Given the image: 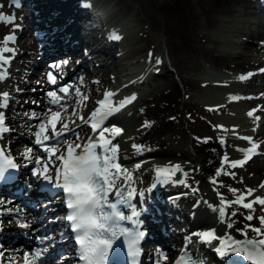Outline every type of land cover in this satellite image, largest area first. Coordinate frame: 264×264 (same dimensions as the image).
Wrapping results in <instances>:
<instances>
[{
  "label": "bare ground",
  "instance_id": "obj_1",
  "mask_svg": "<svg viewBox=\"0 0 264 264\" xmlns=\"http://www.w3.org/2000/svg\"><path fill=\"white\" fill-rule=\"evenodd\" d=\"M24 1L29 11L27 14L29 18L28 25L24 24L18 27L16 25L12 26L9 22L0 21L7 27L18 29L19 35L29 27L36 34L35 37H30L31 39L26 36L28 40H24V38L16 39L15 45L19 58L14 57L15 55L11 57L19 62L22 69H14L15 67L12 65V68L4 69L3 73H1L5 74L9 71L6 73L5 78L1 80L2 83H0V93H9L8 106L6 108L0 107V112L4 114L5 118L4 126L8 129L19 128V130L24 131L23 138H21L22 142H26V139L29 138L30 140L31 136H34L35 131L38 130L35 125H32L33 120L23 122L22 119H19L20 114L21 116L27 115L24 109L19 110L17 107L18 105L22 106V97L19 93L21 88H23L22 90H30L32 88L37 90L40 85L48 81L42 78H35V71L29 67L27 68L26 65L41 66L42 68V61L45 57L69 50L71 53L80 55V60L75 59L74 57L76 56L71 59L74 67L69 68V74L76 73L75 68L82 67V65L85 66V70L82 68L83 72L78 73L79 75L82 74V77L77 83H80V85L88 83L85 90H83L85 91L84 93L89 94V99L84 100L81 106H77L73 113L70 112L71 110H67L66 112H70L69 116H67L68 113L62 115L63 109L60 107L52 108L51 110L61 111L63 121L68 123L69 126L75 125L79 130V139H77L76 134L66 136L65 134L69 133V131L63 134L65 135L63 139L72 143H80L81 145L89 141L97 142L99 139L98 133L91 132L90 128L87 130L85 121L80 120L79 117L91 115L92 111L100 107L97 104L98 101L92 104L89 103L90 100H94L93 92L99 91V96L109 92L105 83L100 88L95 81L97 78L102 77L101 75L105 69H96L91 73L88 59L91 58L95 51H105L108 56L101 57L99 63L105 65L108 63L111 50L107 49V45H104L101 41V35L105 34L107 29L110 32L109 28H111V25L107 29L106 27L103 28L100 35L99 33L89 34V32H92V28L96 29L98 26H90L89 29L82 33L86 23L85 19L90 13L85 3L80 2L83 0ZM97 1L102 4L104 0ZM143 1L146 2V0ZM224 1H220L222 3L220 7H209L206 1H203L200 10H192L191 8L185 10L187 15V19L184 20L185 23L182 24L178 21L181 29L176 28L174 31L175 33L176 31L181 32L180 37L183 38L182 41L176 44L179 54H175L173 44H166L164 51L159 54L157 59L160 63L155 62L151 68L149 67L147 72L138 74L136 79H134L135 82L144 84L140 86L145 93L140 101L135 104H133V100L131 103H125L123 108L111 116L113 118L112 121L115 122L102 125L105 127L116 126L123 129L122 134L113 140V146H119L116 153L117 162L132 173L131 180L124 182L122 185L128 187L127 193L129 191L133 192L130 197L132 206L128 208V211H132L135 208L136 212L139 213L136 216L140 221L139 227L147 231L146 245H144V263L152 259L150 264H167L168 261H171L177 255L182 244H192L195 248L197 259L201 264H232V262L253 264L242 253L243 251L237 253L232 251L233 244L230 242L229 237L232 240H236L239 233H247L245 234L246 236L259 239L260 237H257L249 226H264H261L258 219L255 218L253 221H247L245 216L253 214L254 217H258L264 213L260 211L259 206H255L254 211L249 213L247 209H242L239 205L226 206L221 201L222 199L226 201L235 200L236 196L247 188H253L256 195H264V190L259 188V184L264 182V73L259 72V69L264 68V0H229L225 4ZM119 2L122 7H137L129 0H119ZM140 9L138 8L136 11L137 22L140 25L142 24L140 33L148 36L144 47L153 51L158 46L157 40L150 33H147L143 23L149 20L152 24L157 25V15L154 9H147L148 11L143 9L141 11ZM163 14V29L166 31L177 19L172 12H164ZM235 15L243 18L241 24L234 21ZM123 21L121 17V19L119 18L113 22L123 25ZM117 27L120 28L121 26L117 25ZM16 29L11 31H16ZM120 30V33L119 31L116 32L120 34V39L114 41L117 44L125 39L122 28ZM39 32H42V34L39 35ZM5 46L0 41V48ZM133 47L135 50H142L140 45H133ZM27 51H30V53L25 54L20 59L21 53ZM166 53L171 58V64L176 66V72L183 82V87L195 89L190 92L186 90L187 93L181 107L182 113H184L188 121H191L193 116H197L208 126V135L205 136V138H208V142L204 143V137L200 138L197 134H193L196 132L192 128L191 141L193 148L183 152L186 158L188 157L196 163L205 161V164L200 169L197 166L193 168L194 165L188 168L187 165L181 163L182 160L179 162L174 158L170 159L184 149L182 150L176 144L181 127L176 121L169 120V118H175L174 115L169 117V113H174L179 109V103L182 99H180L181 87L178 79L174 76V72L170 71L172 68L168 67L165 59ZM5 56L8 58L9 63L10 55L6 54ZM203 63L214 65L219 70L224 69L228 72L224 73V75L223 73L215 72L217 70L214 72L207 71L204 69ZM8 66L9 64L6 65V67ZM249 72L254 73V75L246 80L239 79L241 75ZM231 74H233V77L230 76ZM91 75L96 77L92 76L95 79L89 82L92 80ZM10 79L11 81L9 82ZM57 79L60 78L57 77ZM31 80H35V82L33 81L32 88L27 89L26 83H31ZM37 81L39 82L36 83ZM192 83L196 87H193ZM76 89H79V86ZM196 95H199V100L195 99ZM133 96L135 95L132 92L126 97L122 95L121 98L114 94L109 99V103L118 107L121 102L129 100ZM230 96H238L240 99L231 100ZM42 104L47 107L42 108L41 106L32 112L36 113L34 120L37 119L40 123L41 120L46 122V117L50 113L48 111V100L45 96H43ZM130 105H133V108ZM250 110H255L252 117L247 115ZM45 111H48L47 115H44ZM240 115L244 117V121H240L239 117L234 119V117ZM255 117H259V119L257 120ZM22 123L23 125L20 126ZM146 123L149 126L145 127ZM30 125L33 127H29ZM60 127L61 124L58 123L57 129ZM71 128L73 129V127ZM245 136L252 137L253 142L260 145L257 154L253 155L256 160H249L242 168L232 169L230 164L223 160V157L227 155L229 161L241 159L243 153L238 151V149L250 147L251 144L250 141L242 139ZM16 139L17 135L10 134L9 131L0 134L2 145L8 150L12 158L19 162L22 169L35 168L40 170L41 166L37 165L34 160L22 157V153L28 149L26 147L28 145L19 144ZM221 139L224 140L223 144L220 143ZM45 143L48 144V142ZM133 145L138 146L142 150L134 148ZM30 147L32 153L29 155L38 156L42 160L45 159L44 153L37 149L38 146L35 143ZM63 150L61 148V151ZM261 157H263L262 160H260ZM136 164H140L141 167L137 169L135 167ZM165 165H180L184 172L187 171L188 175L185 179L187 186L173 182L176 180L173 179L171 173L158 176L155 169ZM57 167L58 164L56 163L51 165L53 169ZM251 167L254 170H249ZM217 169H222L219 176L215 175ZM229 172H235V176L227 175ZM49 174L54 175L52 172ZM27 177L28 175L25 172H21V177L19 176L18 179L19 183L23 185L24 197L12 196V198L16 197V199L10 200V196L0 193V200L9 202L5 208L21 209L19 200H24L23 198L30 200L27 204V210L23 213L24 216L15 212L11 215H2L0 237L5 241L4 246L6 248L0 255L2 257L1 260L6 264H10V262L11 264H20L19 261L12 263V260L20 256L17 248L22 247L25 242L27 244L28 242L29 244L39 242L40 246L37 247L38 250L43 251V261L49 260L51 264H67L69 258L74 257L75 254L74 244L68 240L70 230L63 218L64 210L56 214L59 217L58 219L52 217L49 222L52 231L47 236L45 234H47L49 228L46 225L40 226L41 224H36L37 222L42 223L41 220H43L42 217L39 218L38 205L40 208L42 206L45 212L53 214L61 207V201L57 198L58 196L45 199L44 196L47 193L34 186L37 178ZM206 177H209L210 182L213 179L218 182L210 183L208 181L212 184V187L207 186ZM166 178H169L168 183L163 182ZM24 179L27 180L29 185L22 183ZM230 187L236 188L238 192L236 194L231 193L228 190ZM13 188H20V186L14 185ZM193 188L197 190L193 191ZM14 195H16L15 192ZM178 204H180L179 208H177ZM220 207H225L224 215L219 212L218 209ZM231 212L238 214L232 216ZM24 220H28L31 223V227L21 228L17 224ZM230 220L232 227H228L230 224L228 221ZM211 228L215 235L223 240L225 256H221L216 251L217 248L222 247L220 240L205 242L194 235ZM24 230L27 232H24ZM33 230L45 232V234L37 235L36 233L38 232ZM152 240H156L157 243L154 244L153 250H151L150 245ZM66 248L69 249L64 252V257L59 263H55L51 255L56 252V249ZM1 250L2 248H0ZM33 251L34 249L32 250L31 248L29 253ZM47 251L49 252L47 253ZM30 258L31 256H29ZM22 259H24L23 253H21L20 261ZM41 261L39 260L38 264H41Z\"/></svg>",
  "mask_w": 264,
  "mask_h": 264
},
{
  "label": "snow or ice",
  "instance_id": "obj_2",
  "mask_svg": "<svg viewBox=\"0 0 264 264\" xmlns=\"http://www.w3.org/2000/svg\"><path fill=\"white\" fill-rule=\"evenodd\" d=\"M0 20H5L9 23L15 20V17H4L0 15ZM113 39L119 40V35H114ZM13 35H8L4 39V45H7L10 41L14 40ZM14 49L10 47L0 48V64L8 63V58L4 55L5 53H11ZM160 63V61H156ZM69 64L68 60H64L60 63L51 65V69L55 70V74L49 71L46 74V80L51 85H58L57 77L63 78V72L60 71L63 67ZM259 72L264 73V68L259 69ZM254 73H247L239 77L240 80L249 79ZM6 74H0V80L5 78ZM76 94L80 95V90L76 89ZM69 93V86H59L55 90H48L46 99L48 100V111L51 113L49 119H47L46 127L45 121L41 120V123L37 126L38 131H35V144L43 146L44 152L47 154L44 160L38 156L29 155L32 153V149L28 148L22 153V157L34 160L37 165L41 166L42 171L33 169V175L42 176L45 181L55 183L57 188L62 189L65 193L66 207L69 209L65 219L70 222V226L75 234V242L78 245L77 253L79 261L83 264H104L108 252L113 248V245L120 236H128L129 242V254L135 255L133 247L137 240L143 237L144 233L139 232L135 236H132L128 228H122L120 226L121 221L132 220L133 217L138 216L135 208L132 209L131 215H125L122 211L117 209V203H124L123 199L113 203L109 201V194L112 193L118 197H122V193L119 192L120 184L130 181L132 173L129 169L121 166L117 162L118 145L113 146V140L120 136L123 129L120 127L102 126L105 121L111 117L114 113L118 112L124 107L125 103H131L135 99V96L129 100L121 102L118 107L113 106L109 103V99L113 97V92H105L104 98L99 100L100 107H97L91 112V115L87 118L91 121V131L98 133V141L93 143L91 141L81 145L80 143L68 142L66 139H62L65 130L73 132L72 128H69V124L65 123L62 119L61 111H52L54 106L64 108L62 101L66 99V96L58 95ZM83 100H88L87 96L82 97ZM231 100L240 99L238 96H230ZM9 93H0V107L6 108L8 106ZM255 110H250L247 115L252 117ZM75 114V113H74ZM47 115V113L45 114ZM30 118H36V113H32ZM4 114L0 112V134L8 132L6 126H4ZM80 120L86 121V118L81 116ZM259 119V117H255ZM61 124V127L57 129V124ZM145 127L149 126L147 123ZM50 132V134H45ZM109 134L111 138L106 136ZM77 139L79 136L77 134ZM245 141H250V147L240 148L238 151L243 153L241 159H233L229 161L227 155L223 157V160L230 164L232 169L237 167H243L256 153L260 145L253 142L252 137H242ZM52 141L55 146L49 147L45 142ZM204 143L208 142V138L203 140ZM220 143L223 144L224 140L221 139ZM134 148L139 149L138 146L133 145ZM61 148L64 150L61 151ZM97 148L102 149V152L97 153ZM79 150V152H77ZM51 161L58 162V167L51 168ZM15 168L17 165L13 162L12 158L7 155L3 148H0V175L3 174L5 168ZM135 167L139 169L140 164H136ZM157 175L171 173L175 175L176 172H182L180 165H165L157 167L155 169ZM52 172L54 175H50ZM222 169H217L215 175L219 176ZM187 176V172H184ZM227 175L235 176V172H229ZM119 181V183H118ZM164 183L169 182V178L163 180ZM181 185H186L184 179L173 181ZM217 183L216 179L211 181ZM259 188L264 190V182L259 184ZM197 189L193 188V191ZM231 193L236 194L238 190L236 188L228 189ZM133 195L132 191L128 192V196ZM247 201V202H246ZM7 201L0 200V215L9 214L13 212L20 213L21 209L5 208ZM226 206L239 205L242 209H247L249 213L254 211L255 206L260 207V211L264 213V195H256L253 188H247L243 192H240L235 200L221 201ZM107 209V210H106ZM219 212L221 215L225 214V207H220ZM232 216H236L238 213L231 212ZM258 219L259 224L264 226V214L254 217L253 214H247L245 219L247 221H253ZM11 222V221H10ZM2 223V222H0ZM21 228H28V223H20ZM228 227H232L231 224ZM250 230L256 234L259 239H247L246 241L232 240L229 237L230 242L234 245L232 251L241 252L248 260L253 261L254 264H264V227H252L249 226ZM247 234V233H245ZM198 239L205 242H211L212 240H220L222 247L216 249L221 255L225 256L226 252L223 246V240L217 237L211 230L202 231L194 234ZM241 245H244L241 247ZM250 246V247H249ZM42 250H35L32 253H25L24 260L21 264H38ZM29 256L31 258L29 259ZM11 264V262H10ZM177 264H194V262L185 260L184 258Z\"/></svg>",
  "mask_w": 264,
  "mask_h": 264
},
{
  "label": "rangeland",
  "instance_id": "obj_3",
  "mask_svg": "<svg viewBox=\"0 0 264 264\" xmlns=\"http://www.w3.org/2000/svg\"><path fill=\"white\" fill-rule=\"evenodd\" d=\"M22 1H24V0H22ZM129 1H131L132 3L137 5V7H131V8L122 7V5L119 2V0H104L102 4H101V2L99 3L96 0L95 3L97 4V6L99 8H102L101 10L103 11L102 12L103 15H102V18L99 19V21L98 20L96 21V23H98V25H97L98 27L96 26L97 27L96 29L92 28L93 30H92V32H89V34L92 35V34L99 33V35H100L102 30H103V28L106 27V29H107V27L110 26V25L112 27V25L114 24L113 21H117L119 18L121 19V17H122V19L124 20L123 21L124 22L123 23V27H124L123 36L125 37V39H124L123 42H120V43L118 42V44L115 43L114 42L115 40L113 41V39H110L111 32H108V29H107V31H105V34L101 35V40L103 41V43L107 44L106 48L111 50V56L108 57V63L106 65L99 63L101 57L108 56L105 53V51H103V52L102 51H95L93 54L91 53L92 55H91V58L88 59V61H89L88 65L90 67V70H91L90 72L91 73L94 72L96 69H100V68L102 70L105 69L103 71L102 75H101L102 77H99V78H97L95 80L96 83H98V87L100 86V88H101V85L102 84L104 85V83H105V86L108 87L107 91L113 92L115 95H118L119 98H121L122 95L125 96V97L129 96L130 92H132V94L135 95V99L133 100V102H134L133 104H135L136 102L140 101L142 95L145 94L144 91H142V89L140 87V86H142L144 84L141 83V82H135V80H134V79H136L137 75L142 73V72H145V71L147 72L149 67L151 68V66L157 61V59L159 57V54L164 51V49L166 47V44H169V45L173 44V48H174L173 50H174L175 54H177V55L179 54V49H178L176 44H178L179 41H182L183 38L180 37L181 32H177L176 31V33H175L174 31H175L176 28H180L181 29L178 21L181 22L182 24L185 23L184 20L187 19V15H186L185 10H188L190 8L192 10H200L201 9L200 6H201V3L203 1H206V4L209 7L210 6L211 7L212 6L220 7L222 5V3L220 1H224V0H146V2L143 1V0H129ZM227 1H229V0H225L224 4L227 3ZM10 2H11V0H0V12L3 13V16H4V14L6 12L10 11V7H11ZM104 5H106V7ZM138 8L139 9L141 8L140 9L141 11H142V9L144 11H146L147 9L148 10H150V9L153 10L154 9V11L156 12L157 25L152 24L149 20L143 23V25H145V27L147 29V33L148 34L150 33L157 40L158 46L153 51H150L149 49L144 47V44L148 40V36L147 35L144 36L142 33H140V30H141L140 28H141L142 24L140 25L137 22V19H136V11H137ZM27 9L22 8L21 13H18V15L21 14V16H22V18H21L22 22L21 23L23 24V22H25L26 25L29 24V18L27 17V14H28L29 11ZM14 12H16V11H14ZM164 12H170V13L172 12V13H174V16L177 19L176 21L173 22V25L171 27L169 26V28L166 31H164V29H163L164 28V14L163 13ZM234 21L235 22L237 21L238 23L240 22V24H241L243 22V18L241 16H239V15L238 16L235 15L234 16ZM192 23H193V21H192ZM0 24H1V26H0V39H1V33L5 29V27L7 28V26H5L2 23H0ZM189 28H191V27H189ZM23 33H24V35H27L29 37V39H31L32 36L33 37L36 36V34H34V31H32V29L30 27L26 31L22 32V34ZM166 37H167V39L165 40ZM21 38H26V36L25 37L21 36L20 39ZM27 45H30V44H27ZM133 45L134 46L135 45L136 46L140 45L142 50H140V51L135 50L134 47L132 48ZM66 51H69V50H65V52ZM29 53H30V51H27V52H24V53L22 52L21 55H20V59H22V57L25 56V54H29ZM17 54H18L17 57H19V53H17ZM169 55L172 56L171 53H169ZM74 56H76V57H74ZM73 57L75 59H77V60H80V55L79 54L71 53L70 56H69V60H68L69 61L68 65H70L68 67V69L74 67L73 60H71V59H73ZM165 59H166V62L168 64V67L170 66V69L172 68L171 70L170 69L169 70L173 71L174 72V76L178 79L179 85L181 87L180 99H182L181 102L179 103V107H178L179 109L176 112H174V113H169V117L174 115L175 118H169V120L170 121L173 120L174 122L176 121L178 123V125L181 127V132L179 133V137H178V140H177L176 144H178L179 148H181L182 150L184 149V150L181 151L180 153L179 152L176 153L170 159L174 158L175 160H177L179 162L182 160L181 163L184 164V165H186V161H190L192 164L191 165H187L188 168H190V167H192L194 165L193 168H195L197 166V167H199L198 169H200L203 166V164H205L204 163L205 161H203V163H199V162L196 163V162L192 161V159H190L188 157L186 158L185 157V153H183V152H187V151H189V150H191L193 148L192 141H191V138H192V130L191 129L192 128L195 129L196 133H193V134H197L200 138H202V137L205 138V136L208 135V133H207V129H208L207 127L208 126H207V124H205L203 122V120L201 118H199L197 116H193V119L191 121H188L186 119L184 113H182L181 107H182V102H183V100L185 98V95L187 93L186 90L190 92V91L195 90V89L192 88V87L184 88L183 87V82L181 81V78L178 76V74L176 72V66L171 64V58L168 56V53L165 54ZM17 62L18 61L11 62V65H14L15 68L18 67V68L22 69L21 65L18 64ZM8 64L9 63H7L5 65H8ZM43 64H44V60L42 61V65ZM203 64H204V69H206L207 71L214 72L215 70H217L215 72H218V73H221V74L222 73L226 74L228 72L227 70H224V69H220L219 70L216 66L210 65L208 63H203ZM29 66H31V65L30 64L26 65L27 68ZM43 66H45V65H43ZM206 66H207V68H206ZM84 67L85 66L82 65V67L75 68L74 70L76 71V73H73V74H69L70 70H68V73H66L63 76L62 80L57 79L58 80V84L59 83H63L64 86H69V93H67V94L58 93V95L66 96V99H64L62 101V103L64 104V108H62L63 109L62 115L68 113L67 116H69L70 112L73 113V111L77 109V106H81V104H83V101H84L82 99L83 96L89 97L88 93H84L86 84L88 85V83L82 84V85H80V83H77L78 80H81L80 78L82 77V74L79 75L78 73L83 72L82 68L84 69ZM35 68L36 69H35V72H34V74H35L34 77L35 78H39V79H41V78L45 79L44 76H43L44 68H41V66H35ZM30 69H33V68H30ZM158 75H160V74H158ZM92 76H95V75H91V77ZM230 76L233 77V74H231ZM95 77H92V80H90L89 82H92L95 79ZM10 81H11V79L9 80V82ZM31 81L35 82V80H31ZM71 81H73V82H71ZM38 82L39 81H37L36 83H38ZM0 83H2L1 80H0ZM45 84H47V83H45ZM31 85L32 84L27 82L26 83V88L27 89H30V87L32 88ZM54 86H55V89L58 87L56 85H54ZM78 86H79V90H80V95H77L76 91H75V89ZM192 86L196 87L193 83H192ZM47 87H49V86H47ZM22 89L23 88H21V91L19 93L20 96L22 97V99L20 98L22 106L18 105L17 107H18L19 110L20 109L21 110L24 109V111H26L25 113H27V115H22L21 116V114H20L19 119H22L23 122L24 121L28 122V120L29 121L33 120L32 125H35L36 129L39 130L37 125L40 122L37 121V119L34 120V118H30L31 117L30 114L36 108L39 109L41 106H42V108H46L47 107L46 105L42 104V100H43V96H45V98H46V96H47L46 93H47V91L49 89H45L46 93L44 92V90L40 91L39 89H37V90L33 89V88L30 89V90H26V89L22 90ZM35 91H39V92L36 93ZM99 93L100 92L97 91V90L92 93V96H93L94 100H90V102H89L90 104H92L95 101H97ZM198 96L199 95H196L195 99L199 100L200 98ZM130 106H132V108H133V105H130ZM56 107H59V106H54L53 108H56ZM239 107H241V106H239ZM239 107H237V108H239ZM67 110H69V111L71 110V111L70 112L69 111L66 112ZM47 112L48 111H45V114ZM81 115H82V112H81ZM88 116H86L85 118H87ZM167 117H168V114H167ZM238 117H239L240 121H244L243 120L244 117H241V115L237 116V117H234V119H238ZM131 120H132V117H131ZM85 123H86V121H85ZM21 125H23V123L20 124V126ZM32 125H30L29 127H33ZM69 127L70 128L73 127L74 130H73V132L66 133L65 134L66 136H71V135L73 136L75 134L76 135L79 134V130H78L77 127H75V125L74 126L70 125ZM9 133L17 135L16 141L19 144L28 145V146H26L27 148H29V146H31V145L33 146V144H34L35 137L33 135L31 136L30 140L28 138V139H26V142H22L21 138H23L24 131L19 130V128L18 129L17 128H13V129L11 128L9 130ZM65 135H63V138L65 137ZM37 146H38L37 149H40L41 145H37ZM41 151H43V150H41ZM262 158L263 157H261L260 160H262ZM253 160L255 161L256 159L253 158ZM251 169H253V168L252 167L249 168V170H251ZM22 171L25 172V169H22ZM185 172H187V171H185ZM208 178L209 177H206V180H207L206 181V185L212 187V184H210L211 182L209 181ZM183 179L185 180L186 176H183ZM216 198L218 200L217 196H216ZM45 199H47V198H45ZM6 205H4L3 207H6ZM37 207L39 208V205ZM179 207H180V204H178L177 208H179ZM60 211L57 210L53 214H49L47 211L45 212V210L43 209L40 212V217H42V219H43V220H41L42 223L37 222L36 224L39 223V224H41L40 226L46 225L47 227H49L50 225L48 223L51 221V218L54 217V218L58 219L59 217L56 214L60 213ZM1 218H3L2 215H0V221H1ZM228 222L231 224V220L228 221ZM17 224H19V223H17ZM28 224L30 225L31 223H28ZM1 225H2V223H0V226ZM30 227H31V225H30ZM1 229H2V227L0 228V230ZM33 231L38 232L37 230H33ZM51 231L52 230L49 228L47 234H45V232H38L36 234L37 235L45 234L47 236L49 234V232H51ZM24 232H27V231L24 230ZM11 240H12V238H11ZM154 241L155 240L151 241V244H150L151 248H152L151 250L154 249L153 248L154 244H157ZM4 242L5 241L0 237V243H2L0 245V248H2V250H3V248L6 247V246H4ZM44 243L46 244V242H44ZM32 244H38L37 246H40L39 242H33ZM32 244H30V245H32ZM37 246H34V247L32 246V250L33 249H34V251L38 250ZM27 249H29V250L31 249V247L29 246V242H28V244L25 242V244L22 247L17 248V250H19V253H20L19 255L20 256H21V253H24L25 250H27ZM68 249L69 248H66L64 251H62L63 249H60V250L58 249V250L62 251V252H65ZM57 251L52 254L53 256L51 255L52 260L55 261V262L59 260V257L61 258V256H63L61 254H58ZM13 257H15V256H13ZM12 261H13L12 263H16L17 261H19V263L21 262L20 261V257H17L16 261H15V259L12 260ZM44 262L45 263L46 262L50 263L49 260H46ZM1 263L2 264H6L5 262H1Z\"/></svg>",
  "mask_w": 264,
  "mask_h": 264
},
{
  "label": "water",
  "instance_id": "obj_4",
  "mask_svg": "<svg viewBox=\"0 0 264 264\" xmlns=\"http://www.w3.org/2000/svg\"><path fill=\"white\" fill-rule=\"evenodd\" d=\"M187 164H189V162H187ZM183 176V171L182 172H176L174 177L175 179H180L181 177ZM247 239H258V238H255V237H249V236H246L244 233H239V236L237 237L236 240H240V241H246ZM241 246H244V245H241ZM250 247V246H249ZM244 254V253H243ZM250 261V260H249ZM254 264L253 261H250Z\"/></svg>",
  "mask_w": 264,
  "mask_h": 264
}]
</instances>
